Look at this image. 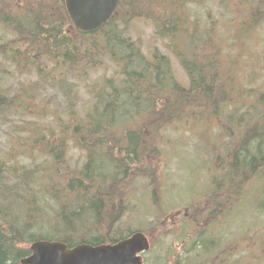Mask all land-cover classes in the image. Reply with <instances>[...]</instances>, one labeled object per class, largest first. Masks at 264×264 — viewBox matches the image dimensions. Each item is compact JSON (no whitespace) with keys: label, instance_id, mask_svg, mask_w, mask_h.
<instances>
[{"label":"trees","instance_id":"1","mask_svg":"<svg viewBox=\"0 0 264 264\" xmlns=\"http://www.w3.org/2000/svg\"><path fill=\"white\" fill-rule=\"evenodd\" d=\"M213 1L237 23L239 33L264 22V0ZM213 1L117 0L102 26L84 32L73 26L64 0H0V61L9 66L0 83L10 82L0 84V123L9 124L8 139L18 151L8 162L0 158V264H20L30 252L22 244L39 239L71 247L126 238L131 231L98 232L102 225L112 229L124 208L115 185L148 164L143 174L152 173L157 182L160 173L150 162L169 159L167 145L185 148L192 139L170 131L193 136L199 128L197 142L206 141L216 127L227 137L222 147L211 141L216 167L205 176L209 184L193 194L194 202L221 203L229 213L249 194L252 181L264 176V88L238 85L235 61L214 45ZM135 20L167 40L185 84L169 55L154 50L147 56L138 41L125 36ZM107 63L111 75L91 81L88 103L74 110L75 80L87 81ZM15 72L33 73L35 79L15 85ZM57 97L66 111L53 104ZM68 142L83 148L86 157L63 187L56 172L47 170L61 163ZM24 153L29 159L21 164L16 158ZM38 157L43 166L31 163ZM256 193L264 212V190ZM239 194L243 197L237 200ZM46 210L52 217L43 223ZM45 226L49 237L35 233Z\"/></svg>","mask_w":264,"mask_h":264},{"label":"rangeland","instance_id":"2","mask_svg":"<svg viewBox=\"0 0 264 264\" xmlns=\"http://www.w3.org/2000/svg\"><path fill=\"white\" fill-rule=\"evenodd\" d=\"M210 4L213 9V11H211L212 19L217 21L213 24L211 39L213 40L214 45H218V47H220L223 57L226 55L227 58L235 61L234 70L238 85H242L244 87L264 88V22L259 23L257 27L250 32L239 33L237 23L229 20V15L223 12L222 7H218V3L216 1H213V3L210 2ZM202 14V17L206 21L205 14ZM129 25L130 29L125 32V36L138 41L141 45L142 52L147 56L154 50H158L161 53L169 55L176 75L185 84L184 70L181 69L175 58L169 53L166 47V45H168L167 40L160 38L154 32L153 27L145 22L143 23L142 21L135 20ZM8 68L9 66L7 63L0 61V75H5ZM111 68V65L107 63L103 66V68L95 70V72L90 74L87 81L77 82L78 80H75L77 98L74 110L80 111L88 103L89 83L91 81H95L97 78L101 79L111 75ZM21 73L23 72H15V85H17L16 83L25 85L27 82H31V80L35 79V74L33 73L30 74L29 72H26L29 75H21ZM0 84L6 87L10 84V82L3 81ZM53 104L58 107L59 111H66L61 98L57 97L54 99ZM8 126L9 124L0 123V158H6L4 161L7 162L11 160V158L7 159V157H15L18 154V151L15 150L16 148L14 147V144L10 142V138L8 139V135L10 133ZM197 130H199V128L193 131V136L186 130L182 131L178 129L174 132L170 131V134L175 137L179 133V135L192 139L188 141L190 144L185 148H183V145H167V147L163 148V150L164 157L169 159H153L152 162H150L151 169L158 170L160 173V176L157 178V182L156 178L151 177L152 173L143 174L144 171L149 170V164L140 165L138 171L134 170L132 172H128V177L125 181L117 182L115 188L123 201L124 208H121L118 212L116 218L117 220L111 226L112 229L108 228L107 225H102V229H99L98 231L99 234L103 236L107 235L106 229L110 230V233L116 231H119V233H126L127 231L132 232L142 229L149 230L151 229V225L154 221L161 224L165 219V225L164 223L162 224V228L164 229L163 236L158 237L157 235L151 239L154 249L147 255V261L149 263L154 261V259L162 262L168 261L166 258L167 251L168 247L171 245V236H169L168 233V223L172 221L173 215L176 212L183 211L180 209V205L189 203L195 192L198 193L205 188L203 183L209 184V178H206L205 176L208 175V171L210 169H215L216 167L212 164L213 161L210 154L212 149L211 141H214V143L216 142L219 147H222L227 140V137L222 136L223 134L219 132L218 128L214 127L211 128L210 132H207L208 134L205 136L206 141L202 139L199 140V137L201 136L199 135L198 140L200 142H196L194 136L196 135L195 137L197 138ZM165 132L167 133L166 130ZM195 145H197V148L194 147ZM170 149L175 152V157L170 155ZM179 152L180 157L176 154ZM23 155L25 156L16 158L21 164L25 163L24 161H28L29 159L25 153ZM85 157L86 153L83 148L76 146V144H73L72 142H68L66 144V148L64 149L61 163L57 164L55 169L49 168L47 171L52 174L55 171V175L60 177L61 186L63 185L64 187V183H66L68 177L74 175L82 167ZM42 161L44 160H41L38 157L37 160H31V163L36 162L37 164L43 166ZM204 164L205 168L202 169ZM262 182H264V176L254 179L249 187V194L246 198L242 200L241 198L243 195L240 198L241 194H239L237 200L241 199L240 202L231 206V211L229 212L230 214L225 221V227H228L229 230L224 232L222 240V248H225V251L228 246H232L233 241L237 238V235L240 236L238 239L243 236H247L249 240L253 238V243L255 233H259L256 234V236L260 237V239L264 238V212L259 211V205L256 202L257 198H255L258 190H264V184ZM159 192L161 194H159ZM261 198L264 200V195L261 194ZM194 201L191 200V202ZM159 202L161 203V208L166 210V213L163 215L162 213H159ZM119 203L116 201L115 205L119 206ZM46 211L47 213L43 215V223H46L45 221H50V218L52 217V211ZM60 225L62 226L61 223ZM158 229H160V227ZM35 233L44 237L50 236V232L46 226L38 229ZM214 237L218 238V236L215 235ZM245 242L246 241L244 240L239 241V258H241L243 264H252L253 262L250 260L252 259V261H254L255 259L254 251L257 248V245L255 244L256 248L254 247V249H251L245 247ZM174 245L175 243L173 246ZM22 246L29 247V244H22ZM251 246L253 247V245ZM175 251L179 252L180 248ZM153 253H155L156 256L152 257ZM247 258H250V260L247 261ZM259 261L260 264H264V256L260 257Z\"/></svg>","mask_w":264,"mask_h":264},{"label":"flooded vegetation","instance_id":"3","mask_svg":"<svg viewBox=\"0 0 264 264\" xmlns=\"http://www.w3.org/2000/svg\"><path fill=\"white\" fill-rule=\"evenodd\" d=\"M180 206L183 211L176 212L172 221L168 223L171 245L167 251V262L154 258V261L150 263L147 261V255L154 249L151 239L157 235L158 237L163 236L164 229L162 224L164 223L165 225V219L161 224L154 221L151 225V231L135 230L143 232L149 243L148 250L140 253L142 264H243L241 258H239L238 251L239 241L241 240L246 241L244 243L245 247L251 249H254L255 244L257 245L254 251V261L250 260V258H247V261L250 260L253 262L252 264H260V257L264 256V231L263 239L256 236L259 233L254 234V243L253 238L249 240L247 236H243L238 239L240 236L237 235L232 246H228L225 251V248H222V240L224 232L229 230L228 227H225V221L230 213L225 214L221 208L223 207L221 203L211 202L203 205L202 202L196 201L184 203ZM201 206L204 207L201 208ZM159 227L160 229H158ZM135 231L130 232L127 237ZM214 235L218 236V238H215ZM174 243L175 245L173 246ZM179 248V252L175 251ZM154 256H156L155 253H153L152 257Z\"/></svg>","mask_w":264,"mask_h":264},{"label":"water","instance_id":"4","mask_svg":"<svg viewBox=\"0 0 264 264\" xmlns=\"http://www.w3.org/2000/svg\"><path fill=\"white\" fill-rule=\"evenodd\" d=\"M73 26L84 32L102 26L113 14L117 0H64ZM149 248L141 231L114 243H78L68 247L56 240L39 239L30 243V253L20 264H142L140 253Z\"/></svg>","mask_w":264,"mask_h":264}]
</instances>
